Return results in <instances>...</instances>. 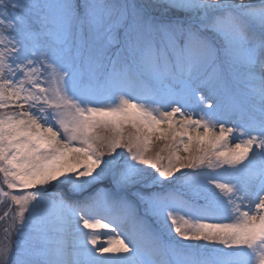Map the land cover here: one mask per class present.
<instances>
[{"label":"snow or ice","instance_id":"1","mask_svg":"<svg viewBox=\"0 0 264 264\" xmlns=\"http://www.w3.org/2000/svg\"><path fill=\"white\" fill-rule=\"evenodd\" d=\"M0 206V264H264V0H0Z\"/></svg>","mask_w":264,"mask_h":264},{"label":"rangeland","instance_id":"2","mask_svg":"<svg viewBox=\"0 0 264 264\" xmlns=\"http://www.w3.org/2000/svg\"><path fill=\"white\" fill-rule=\"evenodd\" d=\"M159 142H154V144L152 145V153L154 154L155 153V151H157L158 149H157V144H158ZM125 155H127V153L125 152ZM3 211V206H0V212H2Z\"/></svg>","mask_w":264,"mask_h":264}]
</instances>
